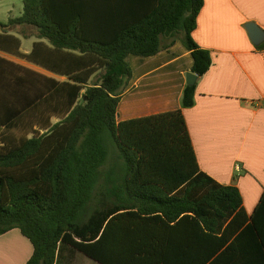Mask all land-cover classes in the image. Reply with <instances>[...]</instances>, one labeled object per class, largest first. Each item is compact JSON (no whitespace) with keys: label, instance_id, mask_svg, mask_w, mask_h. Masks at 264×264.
<instances>
[{"label":"trees","instance_id":"1","mask_svg":"<svg viewBox=\"0 0 264 264\" xmlns=\"http://www.w3.org/2000/svg\"><path fill=\"white\" fill-rule=\"evenodd\" d=\"M204 4L23 0L20 17L0 21V50L54 76L0 58V235L30 240L27 264H59L66 250L98 264H264V195L250 218L236 187L200 169L183 112L196 85L183 109L118 122L130 57L180 42L192 73L210 71L192 36ZM33 35L24 54L20 36ZM250 236L258 255L230 258Z\"/></svg>","mask_w":264,"mask_h":264},{"label":"crops","instance_id":"2","mask_svg":"<svg viewBox=\"0 0 264 264\" xmlns=\"http://www.w3.org/2000/svg\"><path fill=\"white\" fill-rule=\"evenodd\" d=\"M204 2L192 36L211 52L213 66L198 77L194 106L183 112L201 171L221 185L236 187L244 212L251 218L264 195V50L251 41L245 26L255 23L264 32V0ZM0 58L34 70L29 67L34 65L11 53L0 50ZM129 63L133 78L118 108L119 123L183 109L186 75L193 59L180 42L155 57H130ZM258 223L264 230V215ZM235 241L233 236L214 256L221 257ZM243 243L242 250L240 246L230 258L258 255L257 238L250 236ZM33 251L30 240L18 229L0 235V264H27ZM76 254L80 253L66 250L59 264L72 262ZM224 262L221 259L219 264Z\"/></svg>","mask_w":264,"mask_h":264},{"label":"rangeland","instance_id":"3","mask_svg":"<svg viewBox=\"0 0 264 264\" xmlns=\"http://www.w3.org/2000/svg\"><path fill=\"white\" fill-rule=\"evenodd\" d=\"M23 0H0V21L3 23H8L10 19L18 18L23 13ZM17 31L19 30L18 28ZM30 30V31H29ZM29 34H33L34 31L32 29H27ZM22 52L25 54L26 52H30L32 45L37 42V38L33 35L29 40L22 39ZM20 64H25L24 62L18 60ZM26 65V64H25ZM29 67L33 68L36 71H39L43 74L48 73L44 72L43 70L36 68L34 66L29 65ZM81 101H84V95L81 98ZM53 123L57 122V119L52 120ZM62 264H97L93 261H90L85 256L81 254H76L72 262L68 263L66 260L62 261Z\"/></svg>","mask_w":264,"mask_h":264},{"label":"water","instance_id":"4","mask_svg":"<svg viewBox=\"0 0 264 264\" xmlns=\"http://www.w3.org/2000/svg\"><path fill=\"white\" fill-rule=\"evenodd\" d=\"M246 30L248 31L249 37L251 41L256 45L259 46L264 41V32L261 28H259L255 23H248L245 26ZM187 85L194 86L197 82V75L192 72L187 73L186 75Z\"/></svg>","mask_w":264,"mask_h":264}]
</instances>
